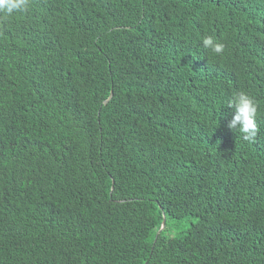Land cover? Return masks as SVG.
Masks as SVG:
<instances>
[{
    "label": "trees",
    "instance_id": "16d2710c",
    "mask_svg": "<svg viewBox=\"0 0 264 264\" xmlns=\"http://www.w3.org/2000/svg\"><path fill=\"white\" fill-rule=\"evenodd\" d=\"M146 263L264 264V0L0 12V264Z\"/></svg>",
    "mask_w": 264,
    "mask_h": 264
},
{
    "label": "clouds",
    "instance_id": "9594fccd",
    "mask_svg": "<svg viewBox=\"0 0 264 264\" xmlns=\"http://www.w3.org/2000/svg\"><path fill=\"white\" fill-rule=\"evenodd\" d=\"M26 7L27 0H0V12L9 15L13 12L24 11ZM203 44L217 54L222 53L224 50V44L216 42L211 36L205 37ZM229 107L234 111L228 122V128L238 131L243 140L254 142L259 131L256 122L258 109L255 100L247 93L239 92L229 102Z\"/></svg>",
    "mask_w": 264,
    "mask_h": 264
},
{
    "label": "water",
    "instance_id": "95a60500",
    "mask_svg": "<svg viewBox=\"0 0 264 264\" xmlns=\"http://www.w3.org/2000/svg\"><path fill=\"white\" fill-rule=\"evenodd\" d=\"M108 101H106V103H107ZM166 223H167V221H166V217H164V219H163V223H162V226H161V229L158 231V233H157V238L160 236V234L162 233V231L165 229V227H166ZM147 264V263H146Z\"/></svg>",
    "mask_w": 264,
    "mask_h": 264
},
{
    "label": "rangeland",
    "instance_id": "374dc122",
    "mask_svg": "<svg viewBox=\"0 0 264 264\" xmlns=\"http://www.w3.org/2000/svg\"><path fill=\"white\" fill-rule=\"evenodd\" d=\"M177 231H172V233L170 235L174 236V235H177Z\"/></svg>",
    "mask_w": 264,
    "mask_h": 264
}]
</instances>
